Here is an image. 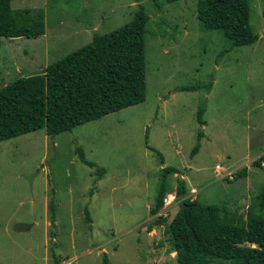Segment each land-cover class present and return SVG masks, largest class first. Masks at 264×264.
I'll list each match as a JSON object with an SVG mask.
<instances>
[{
	"label": "rangeland",
	"instance_id": "rangeland-1",
	"mask_svg": "<svg viewBox=\"0 0 264 264\" xmlns=\"http://www.w3.org/2000/svg\"><path fill=\"white\" fill-rule=\"evenodd\" d=\"M9 4L40 14L44 33L0 37V86L18 73L43 74L46 65L94 33L127 22L138 4L148 20L142 102L52 137L41 127L0 141V264H101L103 254L109 264H178L164 232L179 207L177 199L161 224L145 226L156 216L149 210L162 166L178 171L165 177L168 192L181 178L186 197L223 208L222 220H244L247 205L264 185L263 0H249L256 41L234 47L218 29L201 27L195 0ZM184 85L197 88L180 90ZM197 108H203L202 125ZM146 145L160 153L162 164ZM76 146L103 168L99 177L79 161ZM216 165L235 172L245 167V175L219 179ZM49 200L55 204L54 223ZM17 223L28 227L18 231Z\"/></svg>",
	"mask_w": 264,
	"mask_h": 264
},
{
	"label": "trees",
	"instance_id": "trees-1",
	"mask_svg": "<svg viewBox=\"0 0 264 264\" xmlns=\"http://www.w3.org/2000/svg\"><path fill=\"white\" fill-rule=\"evenodd\" d=\"M174 2L177 0H165ZM264 3V0H263ZM196 19L204 29H218L230 46L249 45L257 34L249 24V0H195ZM264 15V7L262 8ZM148 16L141 4L131 18L114 30L94 33L86 44L45 66L44 73L19 76L0 86V141L43 128L52 137L84 122L95 120L113 111L140 103L145 96L144 35ZM44 33L40 14L28 9L13 10L9 0H0V37H35ZM184 85L180 90H193ZM203 108H197L199 125ZM196 136H201L197 132ZM154 151L159 163L162 156ZM198 143L191 149L192 156ZM74 151L83 164L94 169L96 176L103 168L87 160L80 147ZM259 164V160H254ZM157 190L150 214L156 215L162 198L169 193L168 174L178 173L175 167L160 168ZM245 175V167L234 178ZM230 180V179H226ZM184 183L177 179L174 187L178 209L164 227L178 264H264V185L255 200L247 205L245 218L222 220L224 209L216 204H201L185 196ZM53 200L47 204L50 223H54ZM168 215H156L159 225ZM84 220L90 219L84 209ZM101 264H109L101 256Z\"/></svg>",
	"mask_w": 264,
	"mask_h": 264
},
{
	"label": "built area",
	"instance_id": "built-area-1",
	"mask_svg": "<svg viewBox=\"0 0 264 264\" xmlns=\"http://www.w3.org/2000/svg\"><path fill=\"white\" fill-rule=\"evenodd\" d=\"M214 175L215 177H218L219 179H232L233 178V170L232 169H225L221 171L220 166L216 165L214 168ZM169 202L168 198H163V203L167 204ZM162 215H166V210L163 208L160 212Z\"/></svg>",
	"mask_w": 264,
	"mask_h": 264
},
{
	"label": "clouds",
	"instance_id": "clouds-1",
	"mask_svg": "<svg viewBox=\"0 0 264 264\" xmlns=\"http://www.w3.org/2000/svg\"><path fill=\"white\" fill-rule=\"evenodd\" d=\"M259 159V158H258ZM260 163V162H259ZM263 167H264V165H262ZM236 172L233 170V178L231 179V180H233L234 179V174H235ZM166 195V194H165ZM164 195V197L163 198H168L169 199V202L167 203V204H164L163 203V198H162V205H161V207L159 208V210H158V212H161V210L163 209V208H165V210H166V212L167 213H169V206L171 205V204H175V194H174V192L172 191V192H169V193H167V195L165 196ZM178 201V200H177ZM179 202V201H178ZM170 203V204H169ZM167 213H166V215H167ZM156 215H162L161 213H156ZM163 216H165V215H163Z\"/></svg>",
	"mask_w": 264,
	"mask_h": 264
},
{
	"label": "water",
	"instance_id": "water-1",
	"mask_svg": "<svg viewBox=\"0 0 264 264\" xmlns=\"http://www.w3.org/2000/svg\"><path fill=\"white\" fill-rule=\"evenodd\" d=\"M26 227H28V226H25L24 224H21V223H17V224H15V226H14V228H15L16 230H18V231L23 230V229H25Z\"/></svg>",
	"mask_w": 264,
	"mask_h": 264
},
{
	"label": "crops",
	"instance_id": "crops-1",
	"mask_svg": "<svg viewBox=\"0 0 264 264\" xmlns=\"http://www.w3.org/2000/svg\"><path fill=\"white\" fill-rule=\"evenodd\" d=\"M12 9V8H11ZM4 38H6V37H4ZM6 39H10V38H6ZM19 73L18 74H16V75H14V76H16V77H19ZM26 76V75H25ZM6 80V79H5ZM200 145H201V143H200ZM199 148H200V146H199ZM259 160V162H260V159H258ZM244 177V176H243ZM191 191V190H190ZM196 191L194 190V191H191V193H195Z\"/></svg>",
	"mask_w": 264,
	"mask_h": 264
}]
</instances>
